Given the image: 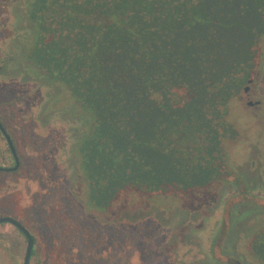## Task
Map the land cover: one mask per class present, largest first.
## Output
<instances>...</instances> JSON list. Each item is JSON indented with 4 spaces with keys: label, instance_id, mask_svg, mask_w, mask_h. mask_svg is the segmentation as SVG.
<instances>
[{
    "label": "trees",
    "instance_id": "1",
    "mask_svg": "<svg viewBox=\"0 0 264 264\" xmlns=\"http://www.w3.org/2000/svg\"><path fill=\"white\" fill-rule=\"evenodd\" d=\"M17 8L25 30L15 33L24 46L15 59L56 89L51 104H69L77 123L69 151L91 206L104 209L124 188L157 194L225 180L222 141L237 133L224 116L260 53L264 0H17ZM251 233L247 254L235 255L264 264V216Z\"/></svg>",
    "mask_w": 264,
    "mask_h": 264
},
{
    "label": "rangeland",
    "instance_id": "2",
    "mask_svg": "<svg viewBox=\"0 0 264 264\" xmlns=\"http://www.w3.org/2000/svg\"><path fill=\"white\" fill-rule=\"evenodd\" d=\"M24 27L17 0H0V115L19 160L15 172H0V217L14 218L29 231V264H241L244 257L235 252L247 254V237L259 227L257 204L264 205L258 199V208L238 205L234 197L236 172L239 188L264 176V150L252 143V151H243L252 140L249 131L264 129V38L252 80L227 105L224 117L237 134L222 141L229 159L225 180L157 194L124 188L100 210L87 202L77 157L69 151L77 127L67 117L69 104L62 97L51 104L56 89L26 75L15 59L24 48L15 33ZM247 100L260 101L259 107L253 111ZM6 148L0 136V165L10 163ZM253 192L264 195L262 188ZM24 247L19 231L0 223V264H21Z\"/></svg>",
    "mask_w": 264,
    "mask_h": 264
},
{
    "label": "flooded vegetation",
    "instance_id": "3",
    "mask_svg": "<svg viewBox=\"0 0 264 264\" xmlns=\"http://www.w3.org/2000/svg\"><path fill=\"white\" fill-rule=\"evenodd\" d=\"M248 80H249L248 83H250V81L252 79L251 78L246 79V83H247ZM241 89L243 91L244 86ZM247 90H248V87H247L246 91ZM246 91H243V92H246ZM248 101H250V104L249 105L246 104V102H248ZM246 102H245V104L249 108H253V111H254L255 108L259 107V103H260V101H258V100H254V101L247 100ZM251 117L254 119V121H257L256 120L257 119L256 118L257 117L256 114H252ZM5 119H6V117L4 115H0V126H1V128L3 129V132H4L3 133V132L0 131V136H1L2 140L4 141L6 147H7L6 149H7L8 155H9L8 159H9V162L10 163L7 164V165H3V164L0 165V172H3V173H13L19 167V160H18L17 167L14 170H9L10 168H12L14 166V160H13V157L11 155V152L8 149L6 140L4 138V134H6L9 137V139H10V141L12 143V146L14 148L15 153H16V150H15V147H14V143H13L12 136H11V134L9 132V126L5 124ZM260 124L262 125L261 122H260ZM258 125H259V123H258ZM263 125H264V123H263ZM249 133H250V137H251L252 140L251 141H245V145H243V151H244V153H248L249 150L252 151V147H253V144L252 143H256L261 149L264 150V129L259 130V129H256L255 128L253 131H249ZM17 159H18V157H17ZM242 162L244 163L246 161L243 160ZM262 163H263V166H264V158L262 160ZM246 169L248 170V164H247ZM247 175L249 176L248 173H247ZM240 177H241L240 174H238L236 172V177H235L236 180L234 181V187H235V190H236V194L237 195L235 194L234 197L237 198V200H236L237 201V204L238 205H241L242 202H249L250 207H253V208H256L257 206L260 207L258 204L256 206V204L253 201H254V199H258V200H261L262 202H264V195H259V192H258V194H255L253 192V190L255 189V187H257L258 189L262 188L264 190V176L263 177L262 176L260 177L258 175L257 176V181L252 183V187H247L248 185H250L249 182H251V180L249 182H244L245 185L242 188H239V180H240L239 178ZM255 184L258 185V186H256ZM238 198H239V200H238ZM263 209H264V205H262V211L261 210L259 211V216L260 217L261 216H264V210Z\"/></svg>",
    "mask_w": 264,
    "mask_h": 264
},
{
    "label": "water",
    "instance_id": "4",
    "mask_svg": "<svg viewBox=\"0 0 264 264\" xmlns=\"http://www.w3.org/2000/svg\"><path fill=\"white\" fill-rule=\"evenodd\" d=\"M248 82H249V80L247 81V83ZM246 89H247V86L244 87L243 91H246ZM246 104L249 105L250 101L246 102ZM0 131L3 132V129L1 128V126H0ZM4 138L6 140L8 149L11 152V155H12L13 160H14V166L12 168H10L9 170H14L17 167V165H18V159H17L16 153L14 151V148L12 146V143H11L9 137L6 134H4ZM2 222H8L11 225H13L19 231V233L24 237L25 247H24V251H23L21 264H29L30 252H31V249H32V237H31L29 231L26 228H24L14 218H11V217H8V216H1L0 217V223H2Z\"/></svg>",
    "mask_w": 264,
    "mask_h": 264
}]
</instances>
